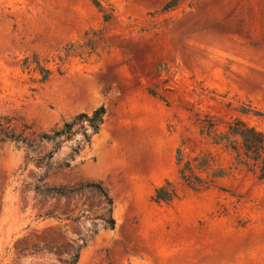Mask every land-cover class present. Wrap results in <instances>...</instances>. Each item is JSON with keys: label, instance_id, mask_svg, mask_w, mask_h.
Here are the masks:
<instances>
[{"label": "rangeland", "instance_id": "374dc122", "mask_svg": "<svg viewBox=\"0 0 264 264\" xmlns=\"http://www.w3.org/2000/svg\"><path fill=\"white\" fill-rule=\"evenodd\" d=\"M97 1L0 0V264H264V0Z\"/></svg>", "mask_w": 264, "mask_h": 264}, {"label": "trees", "instance_id": "16d2710c", "mask_svg": "<svg viewBox=\"0 0 264 264\" xmlns=\"http://www.w3.org/2000/svg\"><path fill=\"white\" fill-rule=\"evenodd\" d=\"M92 3L94 6L98 9H101V4L97 0H92ZM175 5V2L172 1L169 4L166 5V8L173 7ZM105 19L108 18V16H104ZM34 63L36 65L35 70L41 75V81H45L48 76L50 75V70L43 68L39 65V62L37 60H34ZM106 114V111L104 107L98 108L96 111L93 112L92 116L88 118L86 115L81 114L76 117L75 121H85L86 126L80 127L81 134L83 136V139L85 141L89 140L90 136L92 134H95L98 131L99 126L104 121V116ZM75 121L72 123H65L63 125V128L61 130H54L51 135L48 134H42L38 135V141L42 142L43 140L46 141H54L57 138L64 137V141L70 140L72 136L75 134V132L72 130L73 125L75 124ZM88 130L91 131V133H88ZM33 135V134H32ZM238 138L240 140L241 149L244 151V155L247 156L250 160L253 161V163L250 165V169L252 171L255 170V172H259V178L264 179V136L257 132L254 128L247 127L243 122L236 121L234 124L229 125L227 135L223 138L229 141L230 143L232 138ZM10 141L15 143H22L27 145L28 147L31 146L32 140L28 139L26 136L23 135V133H17L15 131V127L11 123V119L7 117H0V143ZM58 144L55 143V147L53 148V151H50L49 154L45 158H51L52 154L57 151ZM234 149V148H233ZM39 162L43 161V158L38 160ZM188 173V174H185ZM183 179L188 185L194 186V183H200L201 180L196 177L192 171V168L187 164L184 169L181 171ZM194 182V183H193ZM169 185V183H167ZM166 185V186H167ZM100 193L103 195L106 203L108 205L111 204V200L107 197L106 193L102 188L99 186H95ZM59 193H62V191H58ZM173 190H169L167 187L162 186L155 191V201H169L174 197ZM113 222L110 221V226H112Z\"/></svg>", "mask_w": 264, "mask_h": 264}]
</instances>
